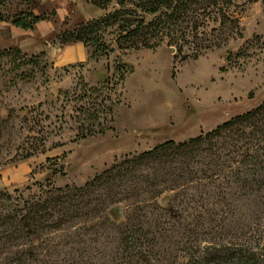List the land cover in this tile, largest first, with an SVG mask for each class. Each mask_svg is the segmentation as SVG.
<instances>
[{
    "label": "rangeland",
    "instance_id": "rangeland-1",
    "mask_svg": "<svg viewBox=\"0 0 264 264\" xmlns=\"http://www.w3.org/2000/svg\"><path fill=\"white\" fill-rule=\"evenodd\" d=\"M0 1L2 15L32 12L48 19L28 31L0 22V264H117V226L133 210L167 208L177 191L185 192L160 184L157 166L140 171L152 185L131 197L117 181L97 189L60 231L51 230L42 211L31 219L28 207L56 189L82 188L125 160L196 138L264 103L262 6L238 2L236 23L207 32L214 47L182 61L165 43L119 50L111 42L107 56L98 58L81 44L64 43L63 35L114 4L101 11L86 0ZM89 89L99 93L89 96ZM84 110L96 113L93 126L79 122ZM85 129L93 135L80 138ZM242 178L227 175L220 180L226 183L210 185L220 203L213 215L201 212L202 225L223 226L224 239L217 242L264 257V185L256 189L255 181L249 186L255 190L242 189ZM13 211L17 221L2 220ZM106 214L107 226L101 225ZM59 216L52 212L53 220Z\"/></svg>",
    "mask_w": 264,
    "mask_h": 264
},
{
    "label": "trees",
    "instance_id": "trees-1",
    "mask_svg": "<svg viewBox=\"0 0 264 264\" xmlns=\"http://www.w3.org/2000/svg\"><path fill=\"white\" fill-rule=\"evenodd\" d=\"M86 1L101 11H108L111 4H114V8L98 19L81 24L70 34L63 35L64 43L81 44L90 50V57L93 58L106 57L111 50V42L119 50H153L165 43L168 47H173L175 54L185 61L196 60L204 51L214 47L207 44L211 42L207 39V32L210 36L225 26L236 23L233 15L239 8L238 2L247 0ZM247 2H260L264 15V0ZM47 20L46 15L36 16L32 12L12 15L0 13V22H8L23 31L32 30L34 26ZM129 72L130 69L125 73ZM88 92L89 96L99 93L97 89H89ZM66 95L65 92L61 93L63 98ZM95 115L94 110L90 113L84 110L79 122L90 121L93 126ZM87 130L80 138L93 135L92 131ZM102 132L98 130L97 133ZM152 166H157L154 170H162L160 184L170 182L178 186V190L185 192L177 191L167 208L149 205L145 209L133 210L124 223L117 226V264H264V257L250 249L234 248V245L217 242L224 239V234H219L223 226L215 225L214 235L212 227L205 228L202 225L201 215V212L209 215L215 213L213 211L220 200L219 195L211 196L210 185L226 183L220 180L227 175L233 174L236 177L241 174L244 185L242 189L255 190L254 186L249 187L255 181L256 189H261L264 185V179H259L262 176L261 170H264V103L196 138L180 144L166 142L125 160L82 188L65 187L54 190L53 195L47 193L41 202L30 204L27 215H32V219L42 211L49 217L51 230L60 231L71 219L78 218L80 210L87 205L91 195L114 181H117L119 190L125 192L126 197L145 190L146 186L152 184L148 180V174L142 178L140 171L145 172L146 167ZM134 174L138 176L134 177ZM142 179L145 180L144 184L139 185ZM120 191L115 194H120ZM186 191L193 193L190 195ZM114 201L118 203L117 200ZM70 209L74 210L70 213ZM16 212L4 216L2 220L14 223L18 220ZM52 212L60 216L53 220ZM100 220L101 225L107 226V214ZM29 230L32 229H27V232ZM30 234L36 236L35 232ZM24 256L32 258L33 255L27 252Z\"/></svg>",
    "mask_w": 264,
    "mask_h": 264
},
{
    "label": "crops",
    "instance_id": "crops-1",
    "mask_svg": "<svg viewBox=\"0 0 264 264\" xmlns=\"http://www.w3.org/2000/svg\"><path fill=\"white\" fill-rule=\"evenodd\" d=\"M77 44H79V43H77Z\"/></svg>",
    "mask_w": 264,
    "mask_h": 264
}]
</instances>
